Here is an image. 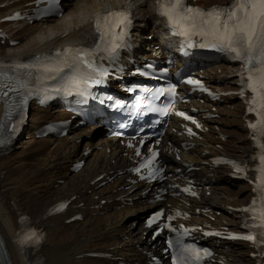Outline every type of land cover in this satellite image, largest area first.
<instances>
[{
	"label": "bare ground",
	"instance_id": "6f19581e",
	"mask_svg": "<svg viewBox=\"0 0 264 264\" xmlns=\"http://www.w3.org/2000/svg\"><path fill=\"white\" fill-rule=\"evenodd\" d=\"M29 1L0 0V19L14 10L26 8ZM126 1H131L132 5L141 3L144 14L153 16L156 0H64V14L59 18L31 25L25 21L17 25L0 22V28L9 36L4 45L0 44V57L16 59L42 53L53 44L71 41L77 34L78 39H89L93 15L105 4ZM223 1L200 0L198 4L208 7ZM149 26L150 21L145 29ZM150 33L152 31L146 37ZM11 40L17 44L11 45ZM235 72L236 67L221 63L208 68L205 75L218 89L232 91L239 89L238 80L229 78ZM222 99L214 104L215 111L211 110V105L199 106L219 116L203 119L208 130L201 133L202 138L191 141L195 143L192 149L185 150L181 142L187 139L171 128L161 146L176 167H183V163L199 167L189 178L200 186V198H190L189 204L184 203L181 196H169L168 201L191 211L200 225L211 223L219 229H237L241 215L235 208L247 203L252 187L245 181L233 179L230 168H216L210 156L250 158L253 148L251 134L244 125V105L236 96ZM66 117L69 115L52 108L32 109L26 134L11 145L13 151L9 154L0 152V238L10 264H31V250L25 254L19 247V218L23 214L29 215L32 225L45 233L41 264H148L146 252L156 251L159 244L143 237V211L147 209L148 196L141 194L142 184L133 183L128 171L120 173L132 164L130 150L107 138L100 125L71 129L67 136L59 139L37 138L36 132L43 124ZM172 124L179 126L177 120ZM177 151L182 161H175ZM79 160H84L85 166L78 172L71 170L73 163ZM101 174L104 177L95 181ZM109 177H114V181L101 186ZM61 200H71L67 212L50 216L53 205ZM76 213H80L82 219L68 222ZM221 246L219 264L255 263L247 243L230 242ZM94 252L109 254V257L94 258L91 256Z\"/></svg>",
	"mask_w": 264,
	"mask_h": 264
},
{
	"label": "snow or ice",
	"instance_id": "6c2138e0",
	"mask_svg": "<svg viewBox=\"0 0 264 264\" xmlns=\"http://www.w3.org/2000/svg\"><path fill=\"white\" fill-rule=\"evenodd\" d=\"M39 2L40 0H37V3ZM156 3L157 15L166 18L168 27L174 35L182 37L183 46L212 49L227 54L233 61L242 63L238 73L241 78V91L238 95L244 97L248 93L250 96L246 99L247 112L255 114L256 119L250 121L248 127L252 131L258 155L252 158L257 161V167L254 169L257 175L253 182V191L256 195L248 207L240 210L251 213L250 219L253 223L246 222L244 226L259 229L260 236L259 241L254 233L242 236L231 234L228 238L243 239L264 245V142H261L264 141V0H232L229 5H213L209 8L195 6L191 0H156ZM58 5L59 0H49L46 11H52L58 8ZM18 16L19 13L16 14V17ZM16 17H6V19ZM93 21V29L98 34V40L93 48L69 47L55 53L54 58L44 57L45 62H42L40 57H36V64L14 65L16 68H36L38 73L36 75H33L31 71L23 76L0 71V99L5 101V116L9 120L14 111L19 112L20 120H23V109L29 97L42 96L41 103L49 98L47 95L49 89L44 86L45 81L60 77L63 81L61 87L52 91L64 94L75 92L81 97L91 95L90 89L94 86L106 83L109 72L97 62L100 59L98 54L101 52L114 54L120 47L126 46L122 44V41L132 26V14L130 10L96 12L93 15ZM4 67L9 66L0 64V68ZM187 83L201 85L199 80L193 79H189ZM129 90L135 91V89ZM203 90L207 91V89ZM143 91L153 92L152 89H143ZM165 95L174 97L175 85L156 89L153 92L154 98ZM17 97H19L18 102ZM152 110L166 116L170 111H175V105L172 100H169L162 108ZM175 114L189 120L193 119L184 112H175ZM16 127V124H11L13 131ZM188 131L191 132V129ZM0 143L3 141L0 140ZM157 156L158 152L153 151L151 157L141 166L148 169L151 177H155L158 171L154 167ZM231 163L235 174L244 175L247 178L249 169L246 164L242 165L235 161ZM140 170V168L136 169L137 172ZM192 194L195 195V193ZM162 217H164L163 211L156 212L149 218L148 226L151 227ZM174 219L175 216H167L166 222L159 225L154 235H158L164 229L177 233V229L170 223ZM181 228L182 233L167 239L168 250L172 253V264H202V261L210 257L212 253L209 249L199 248L194 243H183V237L191 230L183 226ZM206 235L219 236L220 233H206ZM39 241L40 237L34 229L23 233L20 238V243L24 246L38 244Z\"/></svg>",
	"mask_w": 264,
	"mask_h": 264
},
{
	"label": "rangeland",
	"instance_id": "374dc122",
	"mask_svg": "<svg viewBox=\"0 0 264 264\" xmlns=\"http://www.w3.org/2000/svg\"><path fill=\"white\" fill-rule=\"evenodd\" d=\"M147 33H148V32H147ZM0 44L4 45L5 43H3V41H2V42H0Z\"/></svg>",
	"mask_w": 264,
	"mask_h": 264
}]
</instances>
